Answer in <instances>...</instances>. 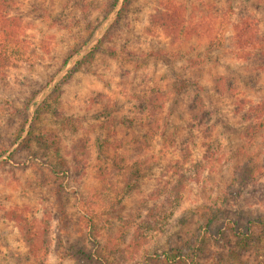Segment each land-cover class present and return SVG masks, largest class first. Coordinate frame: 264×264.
Wrapping results in <instances>:
<instances>
[{
	"label": "rangeland",
	"instance_id": "rangeland-1",
	"mask_svg": "<svg viewBox=\"0 0 264 264\" xmlns=\"http://www.w3.org/2000/svg\"><path fill=\"white\" fill-rule=\"evenodd\" d=\"M164 1L107 13L113 0H16L0 66V264H94L77 248L107 264H264L252 221L264 127L243 117L264 66L237 59L232 35L248 10L264 32V0H173L211 27L176 41L151 21ZM218 75L231 91L217 93ZM195 93L211 113L196 126Z\"/></svg>",
	"mask_w": 264,
	"mask_h": 264
},
{
	"label": "trees",
	"instance_id": "trees-1",
	"mask_svg": "<svg viewBox=\"0 0 264 264\" xmlns=\"http://www.w3.org/2000/svg\"><path fill=\"white\" fill-rule=\"evenodd\" d=\"M118 3V0H113L110 3L109 13ZM160 12L152 15V23L159 25L160 30L171 38L172 41L179 40L181 36H188L196 33L197 36L209 33L210 29L206 23L203 22H188L186 16L184 17L183 5L173 1L165 0L163 2ZM16 7V0H0V66L8 62V54L5 52L4 47L17 39L20 25L16 23L17 16L12 13ZM231 10V9H230ZM233 39L235 47L238 49L236 54L237 59L243 60L247 64L254 66H264V32L261 31L259 26V18L255 15L253 10L240 12L237 18L232 23ZM204 32V33H203ZM3 49V50H2ZM5 54V55H4ZM66 61L61 67L65 66ZM234 81L224 79L223 75H218L214 80V86L217 93L222 94L224 87L231 91L233 89ZM247 105L242 107L244 120L248 119L252 124L248 130L255 132L257 128L264 127V97L257 101L248 99ZM245 104V99L238 102L236 109H241ZM188 112L193 120L195 126L203 123L204 119H208L210 111L206 107V101L199 94L193 96ZM1 164V162H0ZM253 222L264 221V211H258L253 215ZM154 224V223H153ZM156 226V225H155ZM245 236V235H244ZM246 238V237H245ZM242 240H245L244 238ZM73 254L79 258L80 261H87L88 263L107 264L101 255L91 251L77 248ZM237 254L233 253L229 261H222L221 264H242L237 259ZM167 259L170 261L175 260L174 255L167 254Z\"/></svg>",
	"mask_w": 264,
	"mask_h": 264
}]
</instances>
